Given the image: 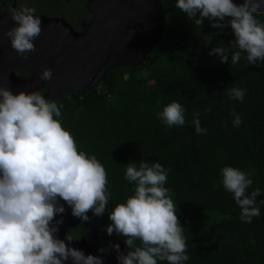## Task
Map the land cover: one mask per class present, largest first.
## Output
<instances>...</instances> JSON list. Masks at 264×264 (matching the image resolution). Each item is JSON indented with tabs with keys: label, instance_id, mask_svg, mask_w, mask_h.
Listing matches in <instances>:
<instances>
[{
	"label": "trees",
	"instance_id": "16d2710c",
	"mask_svg": "<svg viewBox=\"0 0 264 264\" xmlns=\"http://www.w3.org/2000/svg\"><path fill=\"white\" fill-rule=\"evenodd\" d=\"M87 2L17 0V7L62 16L83 31L92 17ZM176 2L162 0L165 32L142 63L108 70L82 94L56 97L43 86L33 91L62 105L63 126L80 150L95 155L105 167L110 202L102 216L89 212L87 222L98 225L110 240L126 245L123 237L107 234L110 211L125 202L135 187L124 178L126 165L158 161L168 172L165 187L171 189L168 195L184 227L190 257L184 264H264V204L260 203L264 200V62L249 65L242 54L232 65L231 53L236 49L230 48L235 39L230 26L214 29L207 19L202 26L195 25L175 7ZM10 4L11 0H0L1 11H9ZM256 18L264 23V13ZM213 47L229 49V61L221 63L218 56L210 55ZM145 67L158 68L165 88L143 74ZM15 72L24 80L31 76L26 70ZM232 87L246 89L243 102L228 96L227 88ZM173 101L184 107L186 123L168 128L158 114ZM234 112L241 116L239 127L233 126ZM194 113L200 114L206 134L195 133ZM225 166L249 173L253 181L249 194L257 187L261 191L256 202L260 215L251 223L241 221L239 206L222 185ZM91 231L80 224L66 235L93 240Z\"/></svg>",
	"mask_w": 264,
	"mask_h": 264
},
{
	"label": "clouds",
	"instance_id": "9594fccd",
	"mask_svg": "<svg viewBox=\"0 0 264 264\" xmlns=\"http://www.w3.org/2000/svg\"><path fill=\"white\" fill-rule=\"evenodd\" d=\"M175 7L195 25L202 26L207 19L214 29L223 31L230 26L235 36L230 48L236 49L231 53L232 65L242 54L249 65L264 62V23L256 18L257 13H264V0L239 4L233 0H177ZM10 17L18 26L3 35L27 59V53L36 50L34 41L42 32V21L35 9L28 7L13 10ZM228 51L213 47L209 54L227 63ZM52 76V70L46 68L40 79L51 81ZM227 94L243 102L246 89L227 88ZM61 108L41 91L14 94L8 87H0V264H65L69 260L72 264H103L102 257L70 247L72 236L60 239L56 235L65 213L60 200L82 221L89 220V212L102 216L110 202L105 167L95 155L79 149L75 137L62 124ZM158 115L168 128L186 123L185 109L176 101ZM199 116L193 114L195 133L206 134ZM233 117V126L239 127L240 114L234 112ZM221 176L224 189L241 210V221L251 223L260 215L256 206L260 189L249 194L253 181L249 173L238 168L225 166ZM124 178L135 184L133 194L110 211L107 226V234L123 237L130 249L125 254L118 243L112 246L119 264H184L190 258L184 227L165 187L168 172L164 166L158 161L141 160L138 167L130 162ZM57 214H61L60 219H56Z\"/></svg>",
	"mask_w": 264,
	"mask_h": 264
},
{
	"label": "water",
	"instance_id": "95a60500",
	"mask_svg": "<svg viewBox=\"0 0 264 264\" xmlns=\"http://www.w3.org/2000/svg\"><path fill=\"white\" fill-rule=\"evenodd\" d=\"M233 2L239 4L243 0ZM91 4L96 17L81 32L63 18L35 14L42 21V32L34 41L36 50L27 53V59L3 35L18 25L10 13H0V87L29 92L45 86L56 97L72 92L82 94L98 84L108 70L142 63L165 32L162 0H91ZM46 68L53 72L51 81L40 79ZM18 69L28 71L31 76L21 79L15 72ZM59 202L64 204L65 213L56 235L65 239L67 230L83 221L72 215L71 207L63 200ZM60 218L61 214H57L56 219ZM69 246L84 251L85 255L102 257L103 264L108 257L107 250L99 251L96 236L94 241L74 239Z\"/></svg>",
	"mask_w": 264,
	"mask_h": 264
},
{
	"label": "rangeland",
	"instance_id": "374dc122",
	"mask_svg": "<svg viewBox=\"0 0 264 264\" xmlns=\"http://www.w3.org/2000/svg\"><path fill=\"white\" fill-rule=\"evenodd\" d=\"M87 6L91 12L92 17H91L90 22L85 26V29H87L90 26V24L92 23V21L96 17V9L91 4V0H88ZM143 74L145 76H149L152 79V82L156 83L159 88H165V83H164L163 77L158 73L157 67H145L143 69ZM25 80H27V79H25ZM43 87H45V86H43ZM13 92L19 93L20 91L16 89V90H13ZM168 190H169L168 194H170L171 189L168 188ZM81 226L83 228H87V229L92 230L91 232H92V239L93 240H90V241H94V236H96V239L98 240L101 248H105L107 250L108 257L105 259L104 264H119V262L117 260L118 253L112 247L113 245H115L117 243L120 245V251L127 254L128 251H127L126 245L124 243L114 242V241L110 240L107 237V235H105L104 231L98 225H93V224L88 223L87 221H83L81 223Z\"/></svg>",
	"mask_w": 264,
	"mask_h": 264
},
{
	"label": "flooded vegetation",
	"instance_id": "af4514ba",
	"mask_svg": "<svg viewBox=\"0 0 264 264\" xmlns=\"http://www.w3.org/2000/svg\"><path fill=\"white\" fill-rule=\"evenodd\" d=\"M10 10L9 11H1V9H0V13H11L13 10H17L18 9V7H17V0H11V4H10ZM86 7H87V9H88V6H87V4H86ZM89 10V9H88ZM90 11V10H89ZM35 14H43V13H35ZM43 15H45V14H43ZM46 16H48V15H46ZM49 17H60V18H63L65 21H66V19L64 18V17H62V16H49ZM71 27H73L68 21H66ZM74 28V27H73ZM75 29V28H74ZM76 31H79V30H77V29H75ZM84 30H85V28H84ZM79 32H81V31H79ZM14 94H18V92H13Z\"/></svg>",
	"mask_w": 264,
	"mask_h": 264
}]
</instances>
